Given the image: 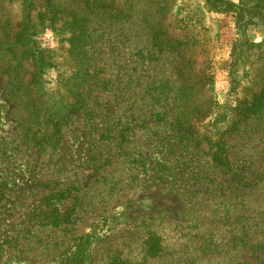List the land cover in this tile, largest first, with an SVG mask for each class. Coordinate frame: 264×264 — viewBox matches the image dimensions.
<instances>
[{"label":"rangeland","instance_id":"rangeland-1","mask_svg":"<svg viewBox=\"0 0 264 264\" xmlns=\"http://www.w3.org/2000/svg\"><path fill=\"white\" fill-rule=\"evenodd\" d=\"M72 26L88 35L81 79ZM263 66L264 24L239 29L208 0H0V264H72L81 241L82 264H175L143 243L156 232L176 253L200 232L189 198L216 173L208 122L262 89ZM181 73L201 91L186 97ZM186 113L194 146L174 126ZM227 141L231 159L241 138Z\"/></svg>","mask_w":264,"mask_h":264},{"label":"trees","instance_id":"trees-1","mask_svg":"<svg viewBox=\"0 0 264 264\" xmlns=\"http://www.w3.org/2000/svg\"><path fill=\"white\" fill-rule=\"evenodd\" d=\"M208 4L216 12L233 13L239 29L243 26L247 28L249 25L264 24L262 3L246 5L242 1L235 4L228 0H208ZM72 14L77 19L80 17L74 12ZM70 29L69 34L77 38L78 42L72 43L67 49L76 58V75L81 79L85 70L88 35L85 26H72ZM153 38L158 41L157 38L163 39V36L153 31ZM159 45L165 44L160 42ZM178 45L181 44H171L170 50L180 52ZM236 46L238 42L235 52ZM37 61L40 68L42 56ZM236 61L235 58V64ZM181 64L184 65L185 62ZM184 68H187V73L188 65ZM181 78V90L186 97L199 93L201 90L198 87L204 86L199 80L194 81L185 73H181ZM234 81V87H237V79ZM76 83L71 81L67 86L73 93L76 92ZM234 89L235 92L238 91ZM73 97L75 100L69 102V113L78 111L83 104L79 95ZM196 110L201 112L199 108ZM204 123L207 124L205 121ZM188 124V113L177 115L174 126L178 138L187 141L185 145L194 146L193 143H188L194 142L195 135L192 132L194 128H188ZM208 124L212 129L208 130L205 139L213 140L217 137L214 142L217 146L216 160L213 161L216 173L213 178L206 177V182L203 181L197 189L192 190V196H189V214L193 219L190 224L201 228L200 232L196 235L182 233L184 243L176 253H166V249L160 245L162 238L156 232H151L143 243L145 256L149 259L170 256L175 264H264V83L259 92L251 98H244L229 116L219 112ZM230 137L241 138L239 146H236L239 149L231 159L227 141ZM224 174L229 175V178L224 177ZM208 203L211 206L208 207ZM83 245L87 243L80 242L72 264H82V256L86 252L80 251ZM118 260L120 264H129L126 259Z\"/></svg>","mask_w":264,"mask_h":264}]
</instances>
